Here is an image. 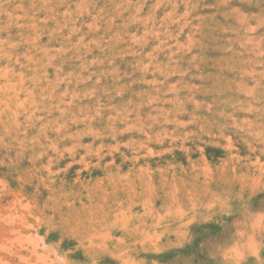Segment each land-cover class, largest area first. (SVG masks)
I'll return each instance as SVG.
<instances>
[{"label":"rangeland","instance_id":"rangeland-1","mask_svg":"<svg viewBox=\"0 0 264 264\" xmlns=\"http://www.w3.org/2000/svg\"><path fill=\"white\" fill-rule=\"evenodd\" d=\"M0 264H264V0H0Z\"/></svg>","mask_w":264,"mask_h":264}]
</instances>
